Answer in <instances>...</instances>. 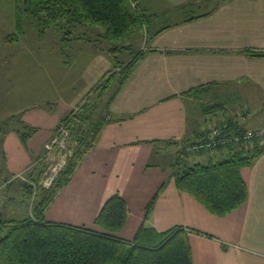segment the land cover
Returning <instances> with one entry per match:
<instances>
[{
    "label": "crops",
    "instance_id": "crops-1",
    "mask_svg": "<svg viewBox=\"0 0 264 264\" xmlns=\"http://www.w3.org/2000/svg\"><path fill=\"white\" fill-rule=\"evenodd\" d=\"M139 9L150 27L148 49L109 95L107 123L48 206L46 220L94 229L104 203L119 194L128 208L120 234L125 240L142 225L158 232L182 227L193 264H264V154L242 170L248 201L225 217L213 215L175 184L186 164L215 154L224 159L223 151L184 155L185 143L199 141L210 125L235 118L264 131V0H141ZM209 106L216 108L206 114ZM256 111L262 126H246ZM64 113L42 108L26 113L23 125L37 129L27 145L16 130L0 138V193L22 182L18 198L0 199L6 219L30 216L20 175L38 177L35 161Z\"/></svg>",
    "mask_w": 264,
    "mask_h": 264
},
{
    "label": "trees",
    "instance_id": "trees-1",
    "mask_svg": "<svg viewBox=\"0 0 264 264\" xmlns=\"http://www.w3.org/2000/svg\"><path fill=\"white\" fill-rule=\"evenodd\" d=\"M135 1L138 0H17V33L11 40H18L23 35L24 21L39 20L47 25L60 24L63 27L65 23L69 28L100 27L109 41L119 42L141 32L143 24H148L145 15L132 9L131 4ZM144 54L135 53L128 63L120 66L122 79L116 90L131 76ZM114 76L115 73L99 89H109ZM215 108L209 106L204 112L210 113ZM94 114V110L75 112L61 122L72 131L77 146L50 190L41 185L46 170L42 165L44 162L39 161L41 157L35 164L39 167L38 177L26 179L24 175L21 178L26 181L25 195L31 201V214L21 220L0 215V264H193L188 236L182 227L158 232L142 225L132 240L121 238L128 220V208L119 194H114L104 203L94 221V229L46 220L48 206L69 184L77 165L92 149L102 126L109 119L103 116L94 121ZM224 122L228 126L227 135L248 129L235 118ZM21 127L27 131H16L27 145L37 129ZM201 138L202 135L199 140ZM187 145L188 142L183 152ZM217 151H223L226 158L208 164H186L177 174L175 184L180 192L191 195L213 215L225 217L248 201V186L242 170L251 167L264 154V137L233 143ZM184 155L188 159L189 155L185 152ZM164 186L148 203L145 219L151 214ZM37 193V197L33 195Z\"/></svg>",
    "mask_w": 264,
    "mask_h": 264
},
{
    "label": "rangeland",
    "instance_id": "rangeland-1",
    "mask_svg": "<svg viewBox=\"0 0 264 264\" xmlns=\"http://www.w3.org/2000/svg\"><path fill=\"white\" fill-rule=\"evenodd\" d=\"M140 1L132 2L135 8L132 4L131 7L142 15ZM16 6L17 0H0V138L15 130L26 132L27 128L21 127L23 119L33 109L42 108L57 113L56 115L65 112L52 137L44 145L41 155H37L42 157L46 145L56 137L59 129L65 125L61 122L70 114L94 110V121H99L103 116L109 117V95L112 91L115 92L122 79L120 66L128 63L135 53L147 51L150 27L145 23L141 32L113 42L105 37V31L100 27L85 25L69 28L65 23L63 27L60 24L47 25L39 20L24 21L23 35L18 40H11L12 35L17 33ZM81 44L83 49L78 50ZM114 73L115 76L109 83L110 88L103 91L99 89ZM249 116L246 126H262L261 112L256 111ZM216 157L215 154L211 160L203 158L194 163L208 164L222 160ZM35 159L36 154H33V161ZM39 161L36 160L35 163L38 164ZM51 163L42 165L46 168ZM2 167L0 156V169ZM64 169L59 172L58 177ZM19 183L22 182L14 183L12 191L3 190L0 199L18 198ZM32 186L33 189L36 188L34 181ZM44 188L50 190L52 186ZM33 195L37 197L38 193ZM17 207L28 209L21 203ZM23 208L21 211H24Z\"/></svg>",
    "mask_w": 264,
    "mask_h": 264
},
{
    "label": "built area",
    "instance_id": "built-area-1",
    "mask_svg": "<svg viewBox=\"0 0 264 264\" xmlns=\"http://www.w3.org/2000/svg\"><path fill=\"white\" fill-rule=\"evenodd\" d=\"M132 7L135 8L133 3ZM242 113H244V111ZM227 127V123L225 122L210 125L205 129L202 138L197 142L187 145L184 152L189 156H194L201 153L214 152L221 148H226L233 143L241 141L247 142L256 137H264V132L262 130L253 129L227 135L225 134ZM71 132L72 131L69 130L66 125H63L59 129V133L56 137L46 145V151L40 161H43L45 164L54 162L51 163L50 167H46L44 171V177L41 182L43 187L47 188L52 186L51 184L58 177L59 172L67 166L69 159L74 155L77 141L74 139ZM20 177L22 176L20 175Z\"/></svg>",
    "mask_w": 264,
    "mask_h": 264
}]
</instances>
